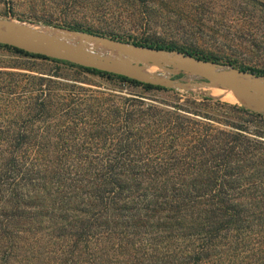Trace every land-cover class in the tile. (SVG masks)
<instances>
[{
    "label": "trees",
    "instance_id": "1",
    "mask_svg": "<svg viewBox=\"0 0 264 264\" xmlns=\"http://www.w3.org/2000/svg\"><path fill=\"white\" fill-rule=\"evenodd\" d=\"M130 1L145 11L153 3L161 11L175 3L183 11L210 4ZM240 1L264 17V0ZM68 30L96 35L78 26ZM136 45L219 62L173 43ZM0 49L146 92L169 91L6 45ZM239 69L264 76V70ZM16 76L37 89L19 91L12 84ZM44 83L52 81L0 70V264H264V115L208 98L187 100L192 109L175 105L173 111L118 105L109 115L112 132L101 118L88 133L109 138L108 148L95 149L106 157H87L82 152L95 147L75 139L86 135L78 123L87 118L80 116L83 107L90 114V99L68 100L57 108L63 121L50 128L43 122L72 92L60 96ZM225 108L241 114V121L218 119ZM24 120L28 124L20 126ZM52 130L63 143H50Z\"/></svg>",
    "mask_w": 264,
    "mask_h": 264
},
{
    "label": "rangeland",
    "instance_id": "2",
    "mask_svg": "<svg viewBox=\"0 0 264 264\" xmlns=\"http://www.w3.org/2000/svg\"><path fill=\"white\" fill-rule=\"evenodd\" d=\"M209 1L210 4L207 6L202 4L192 11L181 10L178 8L179 4L174 1L172 2L177 6L171 4L164 11L159 9L160 3H153L151 9L145 11L140 5L130 0H0V21L11 22L7 24L12 27L16 25L26 26L36 32L60 38L72 45H83L84 48H87L86 50L101 55H109L106 52L110 50L101 44L98 45L99 43L92 39L83 40L79 34L68 33V28L78 26L84 31L89 30L96 33L97 36L134 46L145 41H156L163 44L173 43L184 49L212 55L219 60L216 64L225 68L240 70L239 68L242 67L264 70V17L262 14L254 10L252 4L241 3L240 0ZM229 62L232 65H229ZM9 66H16L19 69L7 68ZM0 70L18 75L43 77L47 81L50 79L52 83H44L42 88L48 84L60 96L67 95V91L72 92L71 98H64L65 100L60 98L59 101H56L58 103L54 110L55 116L43 122L50 128H55L63 121L62 117L64 116L57 112V108L62 109L68 100L70 103L71 99L72 102L78 99L86 102L87 99H90L92 110H88L90 113L88 114L82 106L85 111L80 116H87V118L78 123V128L83 129L82 131H85L86 135L77 136L75 139V144L87 142L95 147L94 151L82 152L81 155L87 157H106L107 152H98L95 149L96 145L97 148H108L109 138L102 136L94 138L88 133L94 128L93 124L98 127L96 121L101 118H107L106 123H108L105 128L112 132L114 125L111 126L113 120L109 115L113 116L112 111L118 105L125 104L136 108L154 106L173 111L175 105H185L192 109L191 103H186L187 100L208 98L213 102L246 109L242 105L224 100L221 97V92L224 89L218 86L191 87L189 89L166 88L169 91L153 90L146 92L140 88L123 84L117 79H106L98 75L81 72L65 63L16 57L1 49ZM143 72L149 77L162 81L170 79L200 85L205 82L198 77L170 68L161 69V67L153 65L146 67ZM8 83L10 84V82ZM14 83H18L15 85L19 91L37 89L33 86L32 81L24 77H14L12 84ZM225 91L229 90L225 89ZM180 114L183 113L180 112ZM239 116L242 115L225 108V110L220 109L216 117L224 121L227 119L238 123L241 121L237 118ZM182 120L185 122L184 119ZM2 123L10 124L9 121ZM25 124H28L27 120L19 123L20 126ZM212 124L225 130L231 128L217 122H212ZM57 138L56 132L52 130L49 136L50 143H63ZM42 141L44 142L45 139Z\"/></svg>",
    "mask_w": 264,
    "mask_h": 264
},
{
    "label": "water",
    "instance_id": "3",
    "mask_svg": "<svg viewBox=\"0 0 264 264\" xmlns=\"http://www.w3.org/2000/svg\"><path fill=\"white\" fill-rule=\"evenodd\" d=\"M7 23L11 22L0 21V45L164 88L189 89L218 86L245 99L249 103L244 106L246 109L264 115V76L234 68H225L177 51L137 47L97 35L68 31L79 34L83 40L92 39L105 46L110 52H114V55H101L86 50L83 45H72L60 38L36 32L26 26L12 27ZM151 65L161 67V69L170 68L201 78L205 82L200 85L170 79L157 80L143 72Z\"/></svg>",
    "mask_w": 264,
    "mask_h": 264
},
{
    "label": "bare ground",
    "instance_id": "4",
    "mask_svg": "<svg viewBox=\"0 0 264 264\" xmlns=\"http://www.w3.org/2000/svg\"><path fill=\"white\" fill-rule=\"evenodd\" d=\"M57 30V29H56ZM58 31H63V30H58ZM68 32V31H67ZM68 33H72V32H68ZM72 34H76V33H72ZM66 36H68V35H66ZM71 36V35H70ZM72 37V36H71ZM74 37V36H73ZM69 40V39H68ZM66 42V41H65ZM80 42V41H79ZM92 42V41H91ZM74 43V42H73ZM88 43V42H87ZM74 44H76V43H74ZM92 45H93V42H92ZM98 45H100V44H98ZM94 46V45H93ZM92 46V47H93ZM96 46V45H95ZM87 47V46H86ZM85 49H87V48H85ZM98 51V50H97ZM101 53V52H100ZM106 54H109V55H114V54H112L110 51H107L106 52ZM221 97L224 99V100H226V101H228V102H231V103H234V104H238V105H242V106H246V105H249V103L245 100V99H243V98H241V97H239V96H237V95H235L233 92H231V91H225V89L221 92ZM218 98H220V97H218Z\"/></svg>",
    "mask_w": 264,
    "mask_h": 264
}]
</instances>
